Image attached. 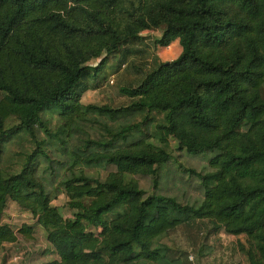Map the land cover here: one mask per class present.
<instances>
[{"label": "trees", "instance_id": "16d2710c", "mask_svg": "<svg viewBox=\"0 0 264 264\" xmlns=\"http://www.w3.org/2000/svg\"><path fill=\"white\" fill-rule=\"evenodd\" d=\"M148 31L181 55L121 87L130 104H83ZM23 140L33 150L7 166ZM10 203L54 246L43 264H180L171 234L204 221L264 264V0H0V249L18 241Z\"/></svg>", "mask_w": 264, "mask_h": 264}, {"label": "rangeland", "instance_id": "374dc122", "mask_svg": "<svg viewBox=\"0 0 264 264\" xmlns=\"http://www.w3.org/2000/svg\"><path fill=\"white\" fill-rule=\"evenodd\" d=\"M160 36L161 31H149L145 34L143 45L138 46L139 51H143V53L131 57L124 66L119 65V58L111 59L104 74L106 78L99 82L100 85L97 89L84 94L82 103L112 107L130 104L129 98L120 95L119 89L121 87L138 84L142 76L141 70L149 71L158 64L174 61L181 55V50L174 58L170 54L174 47L179 46L178 41H174L170 45L168 49L171 50L157 48L154 44ZM96 128L98 127L96 126ZM88 129L92 132L99 130V128L97 131ZM31 150H33V144L26 140L9 145L4 157L5 164L19 169L24 163V154ZM182 160L188 166L198 170H202L205 163L202 159H191L187 156ZM86 172L98 174L96 170H87ZM105 175L102 171V176L105 177ZM193 187L194 184L188 192H181L180 195L187 192L186 199L194 201L199 197V193ZM164 188L168 193H179L180 190L177 183L173 181L167 182ZM52 204L59 209L65 218H71L75 213L70 209L69 200L65 194H60L53 200ZM3 222L12 226L18 236V241L13 244H5L0 249V264H43L59 260L54 246L47 240L46 232L37 224V219L28 212L16 204L10 203ZM23 226L32 227L29 238L20 233ZM210 228L211 225L204 221L177 229L170 237L176 243L178 251L172 252L170 257L179 259L180 264H248L245 255L240 250V245L245 244L244 236H233L224 232L214 234Z\"/></svg>", "mask_w": 264, "mask_h": 264}, {"label": "crops", "instance_id": "0c3cea01", "mask_svg": "<svg viewBox=\"0 0 264 264\" xmlns=\"http://www.w3.org/2000/svg\"><path fill=\"white\" fill-rule=\"evenodd\" d=\"M147 33H149V31H148V32H145V33L143 34V36H144L145 34H147ZM178 45H179V42H178ZM168 48H169V47H168ZM168 48H167V49H168ZM168 50H171V49H168ZM180 50H181V52H182V49H181L180 46H178V47H174V49H172V50L170 51L171 57L174 58L175 56H177V55L179 54Z\"/></svg>", "mask_w": 264, "mask_h": 264}]
</instances>
